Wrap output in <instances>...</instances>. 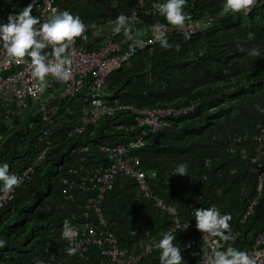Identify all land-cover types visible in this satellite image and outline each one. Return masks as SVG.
<instances>
[{
    "label": "trees",
    "instance_id": "trees-1",
    "mask_svg": "<svg viewBox=\"0 0 264 264\" xmlns=\"http://www.w3.org/2000/svg\"><path fill=\"white\" fill-rule=\"evenodd\" d=\"M55 2L59 11L79 16L87 27L104 26L107 19L126 12L130 5V0ZM223 3L187 0L185 12L193 18L211 16L210 26L191 34L190 39L180 33L166 35L168 48L160 42L137 48L107 77L104 91L136 110L192 106L186 114L171 118L168 126L143 137L144 145L136 151L140 168L146 173L150 194L175 206L180 220L196 225L194 212L202 207L214 206L221 214H230L231 233L239 235L229 242L243 250L264 227V182L256 197L255 174L250 170L253 138L258 125H264V0H257L248 15L221 16ZM154 22L167 21L157 12L142 16L133 29ZM86 36L77 43L87 49L105 39L92 36L89 30ZM252 48L260 52L259 57L249 55ZM85 91L78 98L56 102L53 139L61 142L35 168L33 181L16 188L0 207V239L7 241L0 248V264H34L40 254L49 260L59 259L64 221L80 222L82 197L71 194L69 200L60 178L67 176V168L73 164L102 160L99 145H123L141 134L135 114L118 111L86 126L82 134L67 138L66 131L80 117L81 98L87 88ZM43 127L38 116L0 107V165L7 163L10 173L17 174L32 163L42 149ZM182 163L188 166V176L175 175ZM137 187L134 177L119 173L102 201L108 228L119 247L135 253L161 239L172 223L171 215L160 212L153 199L138 196ZM253 201V214L241 223ZM173 235L184 258L182 264H200L206 249L196 232ZM186 239L194 243L186 247ZM159 255L155 249L140 264H159Z\"/></svg>",
    "mask_w": 264,
    "mask_h": 264
},
{
    "label": "built area",
    "instance_id": "built-area-1",
    "mask_svg": "<svg viewBox=\"0 0 264 264\" xmlns=\"http://www.w3.org/2000/svg\"><path fill=\"white\" fill-rule=\"evenodd\" d=\"M130 1L131 5L126 12L107 19L104 26L97 24L88 26L87 29L92 36H101V34L94 32V27L97 33H100L107 27L115 26L116 18L121 14L128 17L131 26L134 27L140 23L142 16L150 17L157 13L153 8V4L164 2V0ZM29 4L33 5L32 15L37 17L41 23L51 15L52 9L59 11L55 0H0V24L7 23L10 15L18 14ZM110 6L114 7L115 5L111 2ZM211 19L212 17L208 15L197 18L191 17L187 31L195 34L210 26ZM155 23L167 26V22H154L133 29L134 31L141 30L144 33L142 39L145 41V46H153L157 43L150 42L153 41L152 26ZM168 27L169 30L166 35L184 34L182 31H176L171 29L170 26ZM113 34L112 32L103 37L105 38L103 42L94 50H87L83 46L75 44L72 50V79L67 83H61L51 76L47 77V87L43 94L36 92L34 88L36 81L31 75L30 60L28 63L20 64L8 62L6 51L0 43V107L10 106L22 115L38 116L44 124L41 133V151L32 163L16 174L23 179V183L19 187L33 181L35 168L46 158L50 150L61 142L60 140L55 144L53 139L57 128L53 117L55 104L58 100L78 98L87 88V93L81 98L80 117L77 119V123L66 131L67 138L82 134L86 126L95 125L102 118L112 117L118 111H130L135 114L134 122L138 129H142L141 134L136 139L123 145H99L97 149L102 157L100 162H80L67 168V176H63L59 180L63 194L69 200H71V194L82 196L78 206L80 222L70 223L77 235L73 241H69L63 238L62 230L61 238L64 245L59 259L49 260L45 255L40 254L35 257L34 264H140L145 257L156 249L155 243L159 240H153L141 252L137 253L120 248L116 237L108 228L102 201L106 189L119 173L134 177L138 183L139 196L153 199L154 205L159 211H165L171 215L172 223L166 232L171 231L174 234L179 231L187 235L191 230H195L206 249V253L209 255H211L212 248L215 246V240L210 239L208 242L203 240L204 234L198 231L196 225L192 224L191 221L180 220L178 211L173 205L166 204L161 198L150 194L146 173L143 168H140V158L136 154V151L144 145L143 137L148 132H156L168 126L171 118L186 114L192 106L179 109L136 110L120 105L111 95L106 94L104 87L107 77L129 60L136 49L139 48L136 47L135 50H132V42L127 40L122 33L116 38H110ZM50 51L51 49H45L46 53ZM262 113L264 114V108H262ZM253 139L255 146L250 157V170L255 174L254 190L256 197H259L264 182V125H258V133ZM13 192L7 196L0 192V207L12 196ZM254 203L253 201L247 205L241 217V223L253 214ZM238 235L235 233V238ZM183 244L188 247L193 244V241L186 239ZM149 245L152 246L151 252L146 251ZM72 246L78 249L76 255H68L66 251ZM219 250H223V248ZM244 251H247L256 260V264H264V227L254 238L251 247ZM204 260L205 255L200 260V264H204Z\"/></svg>",
    "mask_w": 264,
    "mask_h": 264
},
{
    "label": "clouds",
    "instance_id": "clouds-1",
    "mask_svg": "<svg viewBox=\"0 0 264 264\" xmlns=\"http://www.w3.org/2000/svg\"><path fill=\"white\" fill-rule=\"evenodd\" d=\"M256 4L257 0H224L220 15H248ZM186 5L187 0H164L162 3L153 4L159 15L166 19L167 26L155 23L152 26L153 41L150 42H160L162 47H170L166 37L168 26L184 32L186 39L191 38V33L187 31L191 17L185 12ZM32 12L33 5L29 4L18 14L10 15L7 23L0 24V43L6 51L8 62L20 64L28 63L30 60L31 75L36 81L34 88L36 92L43 94L47 87V77L51 76L61 83H67L72 79V50L78 39H87L88 29L79 16L67 10L52 9L51 15L43 23L33 16ZM113 33L116 35L122 33L131 41L132 50L145 46L142 39L144 33L141 30L134 31L129 18L123 14L116 18ZM45 49L51 51L46 53ZM241 50L243 51V48ZM249 55L259 57L260 52L252 48ZM177 174L188 176L187 164H179L175 169V175ZM22 183V177L10 173L7 163L0 165V192L7 196ZM194 216L197 230L204 234L203 240L205 242L215 240L211 255L205 253L204 264H256V260L247 251L228 243L235 240L231 233L230 214H221L220 210L213 206L196 209ZM76 235V231L66 219L63 225V238L73 241ZM175 240L176 237L169 231L163 233L162 238L155 243V248L160 253L159 264H182L184 258L181 249L174 243ZM220 241H223V244ZM6 243L7 241L0 239V248L5 247ZM220 248L224 250H219ZM151 250L152 246L149 245L146 251ZM66 251L68 255H76L78 249L72 246Z\"/></svg>",
    "mask_w": 264,
    "mask_h": 264
},
{
    "label": "crops",
    "instance_id": "crops-1",
    "mask_svg": "<svg viewBox=\"0 0 264 264\" xmlns=\"http://www.w3.org/2000/svg\"><path fill=\"white\" fill-rule=\"evenodd\" d=\"M130 2H131V1H130ZM130 5H131V3H130ZM130 5H129V6H130ZM126 11H127V10H126ZM115 38H116V37H115ZM96 42H97V41H96ZM102 42H103V41H102ZM102 42H101V43H102ZM101 43H100V44H101ZM76 44L81 45L80 43H77V42H76ZM100 44H99V45H100ZM94 45H95V44H94ZM99 45H98V46L96 45L95 47H92L91 49H87V48H86L85 46H83V45H81V46H83V47L86 48L87 50H94V49H97V48L99 47ZM105 88H106V85H105L104 89H105ZM118 103H119V102H118ZM119 104H120V103H119ZM120 105H121V104H120ZM122 106H123V105H122ZM124 107H126V106H124ZM55 108H56V104H55ZM54 114H55V113H54ZM100 161H101V160H100ZM100 161L91 162V163H98V162H100ZM137 189H138V187H137ZM138 196H139V194H138ZM159 198H160V197H159ZM145 199H146V198H145ZM174 207H175V206H174ZM160 212H162V211H160ZM188 234H189V233H187V235H188ZM234 234H235V233H234ZM234 234H233V235H234ZM198 238H199V236H198ZM189 239H190V238H189ZM199 239H200V238H199ZM154 240H157V239H154ZM158 240H160V239H158ZM192 241H193V240H192ZM200 241H201V240H200ZM193 243H194V242H193ZM220 243L223 244V241H220ZM229 243H231V242H229ZM249 247H251V246H249ZM249 247H246L245 249H247V248H249ZM245 249H243V250H245ZM223 250H224V249H223Z\"/></svg>",
    "mask_w": 264,
    "mask_h": 264
},
{
    "label": "rangeland",
    "instance_id": "rangeland-1",
    "mask_svg": "<svg viewBox=\"0 0 264 264\" xmlns=\"http://www.w3.org/2000/svg\"><path fill=\"white\" fill-rule=\"evenodd\" d=\"M113 28H114V26L107 27V28L103 29L100 33H97L95 27L93 28V30H94V32H95L96 34H101V36H102V38H103V37H105L107 34L112 33V32H113ZM56 106H57V105H56Z\"/></svg>",
    "mask_w": 264,
    "mask_h": 264
}]
</instances>
